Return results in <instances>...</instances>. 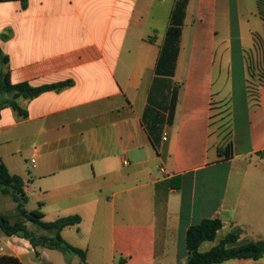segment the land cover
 I'll return each instance as SVG.
<instances>
[{
    "label": "crops",
    "instance_id": "crops-1",
    "mask_svg": "<svg viewBox=\"0 0 264 264\" xmlns=\"http://www.w3.org/2000/svg\"><path fill=\"white\" fill-rule=\"evenodd\" d=\"M241 13L240 0L0 2L9 83L72 82L16 99L25 118L0 108V161L41 221L80 217L61 237L86 264H184L186 231L204 219L222 227L199 252L233 229L264 240V87L247 92ZM0 247V264H81L18 236L0 233Z\"/></svg>",
    "mask_w": 264,
    "mask_h": 264
},
{
    "label": "trees",
    "instance_id": "trees-1",
    "mask_svg": "<svg viewBox=\"0 0 264 264\" xmlns=\"http://www.w3.org/2000/svg\"><path fill=\"white\" fill-rule=\"evenodd\" d=\"M19 1L21 8L25 9L27 0H0V2ZM257 16L264 21V0H256ZM3 63L7 58H2ZM245 62L247 69V92L251 99L257 97V90L264 87V41L261 37L253 34L252 48L245 51ZM71 81L59 82L51 85L31 86L28 83L11 85L8 81L7 72L4 73L0 82V92L10 97L0 105L11 108L18 116L25 118L26 110L21 108L16 99L31 100L46 91H59L69 85ZM213 105V103L211 104ZM222 106V113L227 118L224 134L217 144V154L220 158L227 159L232 155V143L230 140V122L228 107ZM211 108H214L212 106ZM211 114V118H212ZM212 124V123H211ZM0 192L9 195L15 203V210L20 220L11 221L8 214L0 212V233L4 236H18L26 239L32 248L43 247L58 250L64 255L76 256L81 264H86L83 250L69 244L61 237V231L68 226L77 225L80 217L77 215L58 218L51 222L41 221L42 214L39 210L27 211L24 208L26 196L23 192V183L20 177L8 172L6 166L0 161ZM28 224L34 226L37 232ZM222 227L219 219H204L197 224L190 226L185 234V247L188 252L187 261L184 264H219L230 259H251L264 258V240L246 241L238 243L239 230L233 229L225 238L206 252H199L198 246L203 241H213L216 232ZM37 256V252H35ZM10 264H17L9 260Z\"/></svg>",
    "mask_w": 264,
    "mask_h": 264
},
{
    "label": "rangeland",
    "instance_id": "rangeland-1",
    "mask_svg": "<svg viewBox=\"0 0 264 264\" xmlns=\"http://www.w3.org/2000/svg\"><path fill=\"white\" fill-rule=\"evenodd\" d=\"M240 9L242 13L240 14V33L242 37V42L245 48H250L252 46L253 34H258L262 41H264V21H262L256 14V0H240ZM246 49V50H247ZM5 73V67L2 64L0 59V82ZM10 97V95H6L0 92V105L5 102V99ZM214 109L212 110V128L216 131L225 130V122L227 118L224 113H222V108L219 105H214ZM221 128V129H219ZM30 205H25L24 208L28 211ZM0 212L4 214H8L11 218V221L20 220L18 213L15 210V203L12 201L9 195L2 194L0 192ZM29 227L33 228L37 232L39 231L37 228H34L33 225L28 224ZM40 232V231H39ZM58 253H62L58 250H55Z\"/></svg>",
    "mask_w": 264,
    "mask_h": 264
},
{
    "label": "built area",
    "instance_id": "built-area-1",
    "mask_svg": "<svg viewBox=\"0 0 264 264\" xmlns=\"http://www.w3.org/2000/svg\"><path fill=\"white\" fill-rule=\"evenodd\" d=\"M164 139V138H163ZM31 162H33V160H31ZM125 163V162H124ZM1 252H2V247H0V254H1Z\"/></svg>",
    "mask_w": 264,
    "mask_h": 264
}]
</instances>
